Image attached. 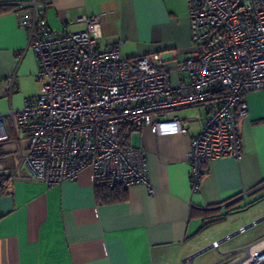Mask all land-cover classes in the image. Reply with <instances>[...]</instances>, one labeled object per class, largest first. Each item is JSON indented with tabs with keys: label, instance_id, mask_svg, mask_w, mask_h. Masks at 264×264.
Segmentation results:
<instances>
[{
	"label": "crops",
	"instance_id": "0c3cea01",
	"mask_svg": "<svg viewBox=\"0 0 264 264\" xmlns=\"http://www.w3.org/2000/svg\"><path fill=\"white\" fill-rule=\"evenodd\" d=\"M25 1L0 0V6H7L0 12V115L22 108L41 89V81L35 79L36 54L25 49L27 31L18 26L17 11ZM43 1L47 3L45 20L54 30H81L85 24L76 22L77 16L99 15V49L119 42L127 57L159 52L172 69L194 50L188 0ZM14 72L16 89L8 95L1 84ZM246 101L247 114L238 121L241 157H219L204 164L195 190L187 160L191 138L199 131L195 117L182 118L185 133L158 135L150 126L131 129L127 141L145 151L153 193L143 185L131 184L124 187V198L112 202L97 201L90 167L73 180L48 186L30 176L12 138L0 142V264L191 261L190 254L221 241L217 237L231 230L222 228L203 236L213 224L202 228L204 218L220 214L264 188V89L249 92ZM11 171L14 175L8 177ZM233 209L229 215L242 208ZM255 217L239 221L237 226L244 227Z\"/></svg>",
	"mask_w": 264,
	"mask_h": 264
},
{
	"label": "built area",
	"instance_id": "2783aa9c",
	"mask_svg": "<svg viewBox=\"0 0 264 264\" xmlns=\"http://www.w3.org/2000/svg\"><path fill=\"white\" fill-rule=\"evenodd\" d=\"M46 5L28 0L17 11L18 26L27 31L25 49L37 57L40 93L0 115V142L17 143L32 178L51 186L90 167L95 184H138L153 193L146 153L123 143L121 129L185 133L183 119L170 112L187 107L204 111L193 118L199 131L187 154L194 190L204 164L241 157L238 121L248 111L246 96L264 89V0H188L194 50L174 69L159 52L127 57L119 42L99 49V15L77 16L81 30H54L44 17ZM15 78L14 72L2 82L4 93L16 89ZM232 255L216 264H264V238L245 247L241 258L229 261Z\"/></svg>",
	"mask_w": 264,
	"mask_h": 264
},
{
	"label": "rangeland",
	"instance_id": "374dc122",
	"mask_svg": "<svg viewBox=\"0 0 264 264\" xmlns=\"http://www.w3.org/2000/svg\"><path fill=\"white\" fill-rule=\"evenodd\" d=\"M198 108L192 107L182 109L179 110L177 114L180 118H202L204 111L201 107ZM232 208L242 209L239 211V213H233L231 215L228 214L222 220L213 222V224L208 225L209 227L204 230L202 235L210 236L216 234L222 228L231 229L228 233L217 237V239L221 240L224 239L227 235L239 230V227L237 226L239 221H242L250 216H256L253 220L247 221L243 224V226H246L257 219L264 217V188L244 199V201L226 208V210L221 211V213L226 214L228 213L227 211ZM261 238H264V219H261L258 222L248 226L243 232H238L226 240H221L220 248L216 249L210 247L201 254L193 257V259L186 264H213L222 259L228 252L232 251H234V255H232L229 261L239 259L244 255L245 246L248 243H252ZM210 244L212 243H209L207 246H210Z\"/></svg>",
	"mask_w": 264,
	"mask_h": 264
},
{
	"label": "trees",
	"instance_id": "16d2710c",
	"mask_svg": "<svg viewBox=\"0 0 264 264\" xmlns=\"http://www.w3.org/2000/svg\"><path fill=\"white\" fill-rule=\"evenodd\" d=\"M7 9V6L2 5L0 6V12L4 11ZM131 131L130 128L123 127L121 129V140L123 143H128L127 138L129 135V132ZM95 194L97 201L99 203L102 202H112L115 200H120L124 198V187L116 186V187H110L109 185L105 183H97L95 184ZM2 192V185H0V193ZM235 209H229L226 213H221V214H215L211 217H205L203 223H202V228L206 226L207 224L222 220L227 214H229L231 211Z\"/></svg>",
	"mask_w": 264,
	"mask_h": 264
},
{
	"label": "water",
	"instance_id": "95a60500",
	"mask_svg": "<svg viewBox=\"0 0 264 264\" xmlns=\"http://www.w3.org/2000/svg\"><path fill=\"white\" fill-rule=\"evenodd\" d=\"M261 219H264V217H262V218H260V219H257V220H255V221H253V222L250 223L249 225L244 226V228L246 229L248 226H250V225H252V224L258 222V221L261 220ZM238 232H239V230L235 231L234 233H231V234L227 235V236H226L224 239H222V240H225V239H227V238H230L231 236H233L234 234H236V233H238ZM209 248H210V246H207V247H204V248H202V249H199V250L193 252L192 254H190V255L188 256V259H192L193 257H195V256H197V255H199V254H201L202 252H204L205 250H207V249H209Z\"/></svg>",
	"mask_w": 264,
	"mask_h": 264
}]
</instances>
